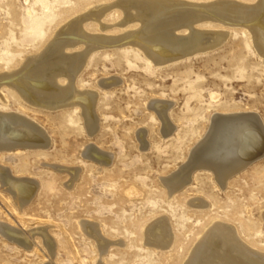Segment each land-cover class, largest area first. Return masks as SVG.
I'll list each match as a JSON object with an SVG mask.
<instances>
[{
	"label": "rangeland",
	"instance_id": "374dc122",
	"mask_svg": "<svg viewBox=\"0 0 264 264\" xmlns=\"http://www.w3.org/2000/svg\"><path fill=\"white\" fill-rule=\"evenodd\" d=\"M172 1L183 5L160 11L219 0ZM97 9L104 13L92 18ZM134 12L120 0H0V113L20 114L45 132L40 143L0 147L1 166L36 184L21 207L0 183V223L27 241L24 246L0 234V264H184L214 222L233 226L240 240L264 252V145L257 148L264 144V54L243 26L204 19L194 28L226 36L215 47L168 62L152 59L131 39L138 23L126 19ZM81 18L83 39H96L92 47L62 33ZM188 31L180 27L176 35ZM59 47L65 56H83L72 81L96 96L93 125L76 102L41 107L11 85L24 66L40 64L46 50ZM55 81L60 88L70 83L65 75ZM156 101L168 114L157 112ZM218 113H233L238 121L215 164L258 153L224 182L203 162L208 151H199ZM240 141L250 148L241 152ZM97 153L106 155L104 163ZM158 222L168 229L165 246L146 235Z\"/></svg>",
	"mask_w": 264,
	"mask_h": 264
},
{
	"label": "bare ground",
	"instance_id": "6f19581e",
	"mask_svg": "<svg viewBox=\"0 0 264 264\" xmlns=\"http://www.w3.org/2000/svg\"><path fill=\"white\" fill-rule=\"evenodd\" d=\"M120 1L122 3V6H125L127 8H131V10L135 9V11H136V12H134V14L127 13V19H126L127 22H134L135 21L138 23V28L135 31L130 32L131 33V39H134V41L136 42L137 45L132 43V42H130V43L141 48V50L144 52V55L147 54L152 59L154 58V59H159V60L168 62L171 60H177V58L181 57L182 55H186V54L188 55L192 51H195V49H205L206 50L207 48H210L212 46L215 47L214 45H216L217 42H219L221 39L222 32H220V33L216 32V31H212V32L207 31L206 32V31H201V30L194 28L196 23L201 22L204 19H211L213 21H219V22L223 23L224 25L225 24L226 25H232L233 24L236 26L237 25L243 26L245 28V30H247L249 32L248 34H250V36H251V40H252V43L254 44V47L258 48L264 54V0H257V2L253 5H249V4L244 5V4H241L240 2L238 3V2L230 1V0H219V1H215V2L213 1V2L207 3V4L205 3L202 5H190L189 4L190 8H184V9L179 8L176 10L171 9L170 12L166 11V10H165L166 12H161L160 10H162L163 8H166V7H170V8L178 7V6H181L183 4L178 3L176 1H172V0L169 2L166 0L167 3L166 2L161 3L159 1H154V0H120ZM186 7H188V3L186 5ZM94 10H95V8H94ZM100 10L97 9V11L95 13H93V15L90 14V15H92V18H94L93 17L94 14L98 17L102 16L101 13H104V12H103V10H101V11ZM126 12H127V10H126ZM83 20L84 19L81 18V19H77V20L71 22L69 25L66 26V28H64V31L62 33L70 34L69 37H71L72 39H74V38L76 39V38H80V37L83 39L85 36L84 34H82L83 29H81V24H82ZM180 27H185L187 30H189L188 31L189 34L187 36H177L176 33ZM130 33H129V35H130ZM126 36H128V35H126ZM224 36L225 35H223L222 37L224 38ZM104 37H106V35ZM119 37H121V36H119ZM88 38H89V35H88ZM88 38H85V40L83 39L85 41V43L89 44L90 46L91 45L93 46V44L95 45L96 39L94 41V40H90V39L88 40ZM123 40H124V38H123ZM106 41H107V39L105 40V42ZM108 41H109V39H108ZM59 42H60V40H59ZM102 42H104V41H102ZM102 42H100V43H102ZM110 43H111V41H110ZM65 44H68V45L71 44L70 40L68 42H65L63 44V47ZM102 45H104V44H102ZM100 48H102V47H100ZM60 49L61 48L59 47V48H56L55 50H53V49L48 50V51L46 50V52L43 53L40 57V62H41L40 64L39 63H34V64L29 63L28 65L24 66V68L20 72L17 73L18 76H16V78L14 80H12L11 85L26 101L33 103L35 105L41 106V107L53 109V108L60 107L62 105H66L67 103L76 102L79 105H81L84 110H87V115L90 117V124L89 125H93L92 111H93L94 106H92V105L94 104L96 96H94L93 93H82V92L78 91L76 89L75 85L73 84L74 81H72L73 76L77 73L78 70H80L79 68L81 66V63L83 62V56L82 55H76V56L73 55L72 57L71 56H65L63 54L62 50H60ZM50 61L54 62V63L56 62L55 63L56 65H53V66H51L50 64L48 65L47 62H50ZM164 64H166V63H164ZM61 75H65V78L70 80V83L65 88L58 87L57 82L55 81L56 78L58 76H61ZM1 77H0V79H1ZM107 80L108 79H106L105 81L107 82ZM110 80H112V79H110ZM116 81H117V79H116ZM109 83H110V85L112 84L111 81ZM7 84H9V83L7 82ZM110 85H107V86H110ZM212 97L216 98L215 95H212ZM155 103H157V101ZM165 106H166L165 103H157V104H155L154 108L157 110V112L159 114L164 115L165 113H167V112H165L166 111ZM19 115H17L16 113L15 114L14 113L13 114H6V113L1 114L0 113V147L2 149L3 148L7 149L8 146H13V148H14L15 147L14 145L23 146V145L29 144L28 142H31V144H32L33 142L38 141V143H40L39 139L41 140L43 137L42 134H45V132L41 134L40 133L41 131L39 132L38 129L33 126V125H35L34 123L32 124L31 121L24 119L25 117L23 118L22 115L21 116H19ZM248 115H250V114H248ZM158 117L161 119V116H158ZM165 118H167V117H165ZM18 119H19V121H18ZM212 119L213 120H212L211 125L209 127L208 133L206 135H204L205 138L203 137L204 138L203 140L200 139V141H202V142L200 144V150L199 151H204V152L208 151V154L206 152L207 156L202 157V158H204L203 162L205 161L206 163H208V166L210 165L209 167L214 169L215 172H217V174L219 175L218 179L221 182L222 181L224 182V179L226 177L228 178V176H230L229 175L230 173L238 170L239 168L243 167V165H245V164L247 165L249 162H251V160H253L256 157V155L258 153H253L252 155L250 153V155L245 154L242 156H240L241 155L240 154L239 155L240 157H238V159L234 158L230 162H228V160H224L220 165L215 164V161L218 160L217 154H219L220 150L222 151L221 148L223 147L224 142L227 140L229 131L231 129H233L234 125L238 121V118L233 113H232V115H229V113L228 114H219L218 113ZM243 119L244 118L242 116V120ZM254 120H252V121L255 122ZM161 121H164V120L162 119ZM255 123H257V121ZM240 124H241V122H240ZM256 125L258 126L259 124H255L254 126H256ZM249 126H251V125H249ZM95 127H94V129H95ZM241 127L242 126H240L239 128H241ZM239 128H237V129H239ZM259 128H260V126H258L257 129H259ZM89 130H90V128H89ZM235 130L236 129H234V131ZM249 130H250V128H249ZM249 130H247V131H249ZM235 132L232 131L231 133H235ZM245 133H243V134H245ZM245 136L247 137V135H245ZM236 138H235V140H236ZM249 138H251V136ZM252 138H253V136H252ZM258 138H255V139H258ZM238 140H239V138H238ZM44 141L46 142L47 139H45ZM241 141L239 143H242ZM251 143H253V142H251ZM41 144H42V141H41ZM229 144H231V142H229ZM258 145L259 146L257 148L260 149V147L263 148L262 146L264 144L261 143V141H260V143H258ZM41 146H43V145H41ZM244 146H247V142L242 143V145L240 146L241 149H240V147L239 148L237 147V148L240 149L242 152ZM25 147H27V146H25ZM87 147H89V146H87ZM196 148H198V147H196ZM231 148H232V146H231ZM249 148H250V145H249ZM249 148H247V149H249ZM96 149H98V148H96ZM247 149H245V150H247ZM192 150H194V149H192ZM240 150H239V152L237 150V152L240 153ZM255 150H253V151H255ZM91 151L88 150L87 153L86 152H83V153H86L85 155L90 157V156H92ZM225 151H227V150H225ZM230 152L232 153V150ZM226 153H228V152H226ZM226 153H224V154H226ZM190 154H188V155H190ZM220 154H222V152H220ZM98 155H99V158H101L100 162L104 163L103 159H106L105 158L106 155L104 156V154H100V153ZM232 155H233V153H232ZM227 156H228V154H227ZM222 157L223 156H221V158ZM226 158H228V157H226ZM191 159L192 158H190V160ZM200 160H202L201 156H198L197 160L195 161L196 164ZM188 161H189V159H188ZM188 161H186L185 163H187ZM107 162H109V161H107ZM200 164H198V165H200ZM191 165H193V164H191ZM181 167H183V165ZM180 170L181 169H179L178 172H180ZM72 174H73V172H72ZM231 175H233V174H231ZM175 180H177V179H175ZM0 183L3 185V187L5 189H7L13 195L16 203L19 206L27 203L31 199V197L33 196L35 189H36V184L34 181H32L31 179L25 178V177L24 178L23 177L17 178V177L12 176L11 170H9V168L7 169L6 167L1 166V164H0ZM168 183H169V181H168ZM15 229H14V227L13 228L10 227V225H4V224L0 223V234H2L7 239H10L12 241H15V242L21 244V245L26 246V244H27L26 238L23 237L22 234L19 233ZM96 229H97V227H96ZM96 229H95V231H96ZM41 233H42V231H41ZM167 233H168V229H167L166 225L162 224V223L160 224L158 222L155 224L154 227L148 228L146 235L150 241H157L158 240L159 245L165 246L169 243ZM238 236L239 235H237V233L235 232V228L233 226L228 225V224H223V223L217 224V222H214V225L209 227L208 230H206V232H204V234L200 238V240L198 239L199 240L198 243L196 241L197 244L194 245L195 247H193L194 249L192 250V252H190L191 254L189 253L190 254L189 259H186L187 261L184 262V264H264V252H260L258 250L256 251L255 249L250 248L247 244H245L244 241L240 240V238ZM99 242H100V246L104 245V243L101 240H99Z\"/></svg>",
	"mask_w": 264,
	"mask_h": 264
}]
</instances>
